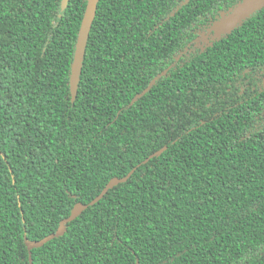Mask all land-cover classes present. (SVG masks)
I'll list each match as a JSON object with an SVG mask.
<instances>
[{
	"label": "trees",
	"instance_id": "obj_1",
	"mask_svg": "<svg viewBox=\"0 0 264 264\" xmlns=\"http://www.w3.org/2000/svg\"><path fill=\"white\" fill-rule=\"evenodd\" d=\"M62 1L0 0V264L135 167L32 263L264 264V6L99 0L72 101Z\"/></svg>",
	"mask_w": 264,
	"mask_h": 264
},
{
	"label": "water",
	"instance_id": "obj_2",
	"mask_svg": "<svg viewBox=\"0 0 264 264\" xmlns=\"http://www.w3.org/2000/svg\"><path fill=\"white\" fill-rule=\"evenodd\" d=\"M68 0L62 1V6L66 5ZM86 8L82 18V22L79 28L75 51L73 56V61L71 64V73L69 78L70 90L72 95V101L75 100L78 90V85L80 81V76L82 72L83 60L86 51L87 40L89 37V32L91 29L92 22L95 18L97 4L99 0H86ZM264 6V0H242L231 12L226 16L220 18V20L215 22L214 28L216 31L230 30L236 26L239 22L250 16L256 10ZM162 150L154 153L151 157L155 156L157 153H160ZM145 160L144 162H146ZM136 168V167H135ZM133 168L127 175L123 177H113L104 187L102 192L96 196L89 203H76L71 209L70 215L59 223V227L54 233H51L42 239L39 240H29L25 238V244L29 251V264L32 263L31 250L34 248H39L43 246L48 241L61 236L67 228V224L75 220L88 206L95 204L100 198H102L109 189L116 186L119 183L125 182L135 170Z\"/></svg>",
	"mask_w": 264,
	"mask_h": 264
}]
</instances>
